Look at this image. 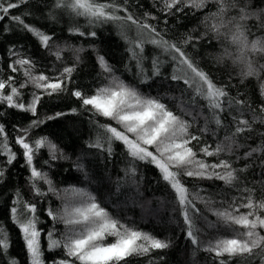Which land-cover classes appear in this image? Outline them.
Listing matches in <instances>:
<instances>
[{"label":"trees","instance_id":"16d2710c","mask_svg":"<svg viewBox=\"0 0 264 264\" xmlns=\"http://www.w3.org/2000/svg\"><path fill=\"white\" fill-rule=\"evenodd\" d=\"M117 3L126 7L128 13L137 20L151 24L165 40L180 46L195 66L209 74L214 84L227 91V97L223 98L224 111L220 113L223 126L217 128L213 123H208V130L203 131L205 118L210 117L207 102L195 97L193 90L182 80L171 79L177 69V62L172 60L171 55L148 43V34L140 35L136 25L124 21L90 24L85 17L76 16L68 9L55 8L54 0H27L0 20V79L13 76L17 87L25 79L22 71L13 73L9 68L17 58H31L35 63L36 74L44 73L53 77L58 76L65 66L74 67L67 90L50 96L43 95L37 106V116L46 122L31 128L27 133L28 140L31 142L47 137L59 151L57 158L52 159L47 148L41 149L34 157L35 166L48 174L56 189H84L121 223L169 243L165 249L153 250L147 255L130 256L121 264H219V259L227 260L228 264H262L259 256L216 258L214 253L205 248L209 241L217 237L233 235L232 230L217 223V217L209 208L222 209L233 201L241 205L247 203L249 198L254 205L264 202V95L260 91V85L264 83V71H260L264 66V53L250 52L247 55L259 75H242L246 68L235 59L236 49L230 43V37H217L211 31V25L217 21L206 20V17L217 11L214 0L203 9L184 8L181 12L173 9V14L161 10L162 0H117ZM235 3L246 6L249 12L260 14V19L251 17L245 21L249 41L264 38V0H235ZM16 15L21 16L28 25L50 35L52 48L45 49L36 37L13 21L11 17ZM118 15L126 14L120 12ZM234 15H237V10L229 5L226 19ZM73 29L84 33L95 32L96 35L80 36ZM189 36L193 40L185 44ZM137 39L145 40L142 53L144 73L148 77L145 83L141 82L140 69L129 52L132 42ZM57 48L62 50L61 60H56L50 54ZM75 49L81 51L77 53ZM99 56L104 57L120 80L145 96L160 99L191 124L189 131L200 137L191 144L198 159L208 163L229 160L236 170L237 179L232 185L217 179L181 177L191 194L198 193L211 201L208 205L200 200L195 201L196 208L200 210L197 217L199 245H193L187 237L175 193L162 179L155 165L133 161L119 141L112 143L111 154L89 146L101 132L99 125L117 126L114 121L81 108L80 101L71 94L77 89L91 94L98 86L107 83L106 74L98 63ZM157 58L160 61V74L152 75V61ZM20 91V100L27 105L32 99V92L36 90L29 85ZM72 109L77 111L73 113ZM56 113L64 115L46 119ZM233 117L248 120L249 130L234 135L237 124ZM34 119L36 117L30 112L0 103V125H3L7 134L9 148L16 155V159L8 164L7 156L0 152V170L4 172L0 177V226L6 230L10 243L7 254L0 255V264H7L9 257L15 258L18 264H29L22 233L11 219V209L18 198L36 205L35 215L39 219L37 228L42 233L40 239L45 264L65 258L62 249L48 251L46 239L50 231L58 239L66 231L63 223L54 221L47 214L49 209L60 213L63 201L48 192V185L42 182L41 190L47 194L35 195L23 150L15 144V138L22 135V130L29 128ZM226 136L232 139L226 140ZM218 144L224 148L219 156L205 157L201 153L202 147L215 149ZM252 148L259 150L247 156L246 153ZM131 167H135L134 174L128 171ZM18 207L22 209V205ZM239 211L246 213L249 209L241 207ZM256 214L264 217V209L257 208ZM204 218L207 222L217 223V228H207ZM258 231L264 235V229ZM113 240V237H108L106 243Z\"/></svg>","mask_w":264,"mask_h":264},{"label":"snow or ice","instance_id":"6c2138e0","mask_svg":"<svg viewBox=\"0 0 264 264\" xmlns=\"http://www.w3.org/2000/svg\"><path fill=\"white\" fill-rule=\"evenodd\" d=\"M26 2L27 0H18V2L0 0V13H2L0 20L9 14L11 9ZM210 2L212 0H162L163 8L161 10L166 14H173V9L177 12L183 11L184 8L199 10L205 8ZM214 2L217 4V11L206 17V20L217 21L211 25V31L217 37H230V43L236 49L235 59L244 64L246 68L242 75L246 77L258 76L257 69L247 59V55L250 52L264 53V38L249 41L245 21L251 17L260 19V14L249 12L246 6H239L235 0H214ZM229 5L232 9L237 10V15L226 19ZM54 7L68 9L76 16L85 17L90 24L124 21L136 25L140 35L148 34V43L160 48L165 54L171 55L172 60L177 62V69L174 70L171 79L182 80L188 88L193 90L195 97L207 102L210 117L205 118L203 131L208 130V123H213L217 128L223 126L220 113L224 111L225 101L223 98L227 97V91L214 84L209 74L195 66L180 46L165 40L151 24L134 18L132 14L128 13L126 7L117 3V0H54ZM120 12H124L126 15H118ZM11 19L36 37L45 49L52 48L50 35L28 25L19 15L12 16ZM73 31L80 36L96 35L95 32L84 33L79 29H73ZM192 40L193 37H187L185 44ZM144 43V39H137L132 42V47L129 48L131 58L137 62V67L140 69L142 83L147 82L148 79L142 64ZM75 51L78 53L81 49H75ZM61 53L62 50L59 48L50 51L56 60L62 59ZM225 54L229 55L227 52ZM13 55L18 54L13 53ZM76 59L78 60L79 56ZM98 63L102 72L106 74L107 83L98 86L91 94L84 93L79 89L72 91L71 94L80 101L81 108L96 116L114 121L117 126L99 125L101 132L89 146L111 154L112 143L119 141L125 146L127 155L133 161L155 165L159 169L162 179L175 193L187 237L193 245H199L198 232L200 229L197 228V217L200 210L196 208L195 201L200 200L206 205L211 201L205 200L198 193L191 194L181 177L217 179L226 185H232L237 179L236 170L229 160L221 159L215 163H208L204 159H198V154L193 150L191 144L193 141H198L200 137L189 131L191 124L187 120L175 114L160 99L145 96L136 88L120 80L115 76L114 70L104 57L99 56ZM9 68L13 73L22 71L25 79L18 87L13 76L0 79V103H6L10 108L30 112L36 117L30 127L23 129V134L15 138V144L23 150L22 155L30 170L31 186L35 195L43 196L47 193L41 190L40 183L47 184V191L57 195L63 201L60 213H55L51 209L47 213L54 221L63 223L66 229L59 239L52 231L46 234L48 251L58 248L64 251L65 258L54 260L52 264H121L130 256L147 255L153 250L169 247L168 242L158 239L150 233L130 228L112 217L105 208L96 202V198L84 189L75 187L64 190L56 189L48 174L35 166L34 157L41 149L47 148L52 159L57 158L56 154L59 151L58 147L47 137H41L31 142L28 140L27 133L31 128L39 127L40 124L46 122L45 119L37 116V106L43 95L50 96L67 90V84L71 79L74 67L65 66L58 76L53 77L44 73L36 74L35 63L31 58H17L9 65ZM152 68V75L160 74L158 58L152 61ZM260 71H264V66ZM29 85L36 91L32 92V99L26 105L20 100L22 95L20 89ZM6 89L7 91H5ZM260 91L264 95V83L260 85ZM76 111L77 109H72L73 113ZM61 115L64 113H56L55 116L46 119H55ZM233 120L237 124L234 135L249 130L248 120L236 117H233ZM0 137H2L0 152L7 156V163L11 164L16 159V155L8 146L7 134L3 125H0ZM225 139L229 140L232 137L226 136ZM258 150L252 148L246 155L251 156ZM223 151L224 148L219 144L215 149H211L209 146L201 148V153L205 157L219 156ZM128 171L134 174L135 167H131ZM3 175L4 172L0 170V177ZM61 191L63 195H61ZM18 205H22V209ZM241 207H245L249 211L240 213ZM257 208L264 209V202L254 205L251 198L247 203L241 205H237L233 201L222 209L209 208L208 210L217 217V223L223 228L232 230L233 235L217 237L209 241L205 250L214 253L216 258L259 256L264 264V235L258 231V229H264V217L256 214ZM35 213V204L22 202L18 198L11 209V219L22 233L29 264H45L44 250L40 239L42 233L37 228L39 219ZM204 219L207 228H217V223L207 222L206 218ZM239 229H243V231H239ZM108 237H113V242L106 243ZM9 247L7 232L3 226H0V255H6ZM7 264H18V261L9 257ZM219 264H228V261L219 259Z\"/></svg>","mask_w":264,"mask_h":264}]
</instances>
